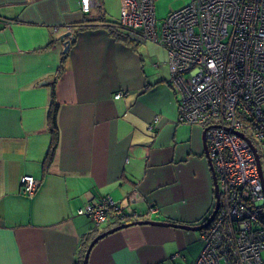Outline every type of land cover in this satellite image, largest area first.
<instances>
[{"label": "crops", "instance_id": "1", "mask_svg": "<svg viewBox=\"0 0 264 264\" xmlns=\"http://www.w3.org/2000/svg\"><path fill=\"white\" fill-rule=\"evenodd\" d=\"M96 4L85 12L79 0H0V264H84L94 229L196 225L212 211L203 129L177 120L168 54L160 76L158 46L116 37L98 19H110L104 1ZM53 92L59 138L45 161ZM25 174L39 182L32 196ZM105 195L129 218L95 226L78 213ZM201 232L127 226L100 239L88 264H193Z\"/></svg>", "mask_w": 264, "mask_h": 264}, {"label": "built area", "instance_id": "2", "mask_svg": "<svg viewBox=\"0 0 264 264\" xmlns=\"http://www.w3.org/2000/svg\"><path fill=\"white\" fill-rule=\"evenodd\" d=\"M79 1L89 12L98 0ZM118 26L130 38L166 48L177 120L205 133L220 198L193 264H264V184L257 156V143L264 142V0H191L171 10L160 28L155 0H122ZM38 186L33 175L22 176L27 195ZM78 213L95 226L129 218L110 195Z\"/></svg>", "mask_w": 264, "mask_h": 264}, {"label": "water", "instance_id": "3", "mask_svg": "<svg viewBox=\"0 0 264 264\" xmlns=\"http://www.w3.org/2000/svg\"><path fill=\"white\" fill-rule=\"evenodd\" d=\"M73 39H74V35H73L72 30H70L67 33L62 34L60 36V40L63 42V45H64V52L68 51V49L70 48V46L72 44V40ZM43 83H45V82H43ZM203 140H204L205 153H206L208 162H209V164L211 166V169L213 171V177H214V180H215L216 206H215V209L213 211L212 216L210 218H208L207 221H203L202 223L196 224V225L195 224H187V223H179V222H171V221L149 220V219H146V220L139 219V220H136V221L124 222L122 224H119V225L114 226V227H112L110 229H107V230H104V231L100 232L99 234H97L92 239V241L90 242V244H89V246H88V248L86 250V253H85L84 264H88V257H89L90 251L93 248V246L100 239L104 238L105 236H107L110 233H113V232H115L117 230H120V229H122L124 227H127V226L136 225V224H156V225L173 226L174 228H180V229H186V230H201V229L207 227L211 223V221L213 220L214 215L217 212V209L219 207L220 194H219V188H218V184H217V179H216L213 167H212L211 160L209 158V153H208L207 143H206V137H205V133L204 132H203ZM257 156H258L259 166H260V170H261V173H262V180H263V184H264V170H263V166H262V163H261L260 155L258 153H257Z\"/></svg>", "mask_w": 264, "mask_h": 264}, {"label": "rangeland", "instance_id": "4", "mask_svg": "<svg viewBox=\"0 0 264 264\" xmlns=\"http://www.w3.org/2000/svg\"><path fill=\"white\" fill-rule=\"evenodd\" d=\"M104 1V8L106 9V14L110 19L118 20L121 16V9H122V0H100ZM191 0H155V9H156V17L159 28L161 27L162 23L165 21L168 13L173 10L184 6L185 4L189 3ZM95 7V6H93ZM96 8V7H95ZM99 10V9H97ZM147 42L155 43L159 48V56L157 61L160 64L159 67V74L160 76L165 73L168 74L167 66H166V58H167V50L165 47L157 42L152 40H148ZM144 44H142V47ZM166 51V52H165ZM150 59V58H149ZM258 149L261 152L262 156V166L264 169V143L258 142L257 143Z\"/></svg>", "mask_w": 264, "mask_h": 264}, {"label": "trees", "instance_id": "5", "mask_svg": "<svg viewBox=\"0 0 264 264\" xmlns=\"http://www.w3.org/2000/svg\"><path fill=\"white\" fill-rule=\"evenodd\" d=\"M95 7H100V6H99V4H96ZM100 14L101 15H99L98 19H100L105 24H107L109 26V28L111 29L112 33L115 34L116 37L121 38V39H127V40L131 39L129 37V34L127 33V31H125L123 28L118 26L120 18L118 20L107 19L104 16V14H102L101 11H100ZM178 101H179V99H178ZM57 114H58V102L56 100L55 92H53L52 93V105H51V108H50V111H49V117H48L49 126H50V129H51V132H52V140H51L50 148H49V151H48V154L46 156V160L45 161L50 160L52 158V156L54 154V150H55V148L57 146V143H58L59 128H58V122H57ZM182 124H184V123H182ZM260 158H261V163H262L261 152H260ZM99 233H100V231L98 229H94L93 232H91L90 234L87 235V240L82 243L83 254H84V251H86V249L89 246V244L92 241V239Z\"/></svg>", "mask_w": 264, "mask_h": 264}, {"label": "flooded vegetation", "instance_id": "6", "mask_svg": "<svg viewBox=\"0 0 264 264\" xmlns=\"http://www.w3.org/2000/svg\"><path fill=\"white\" fill-rule=\"evenodd\" d=\"M216 201V200H215ZM215 201H214V204H213V206H215Z\"/></svg>", "mask_w": 264, "mask_h": 264}]
</instances>
